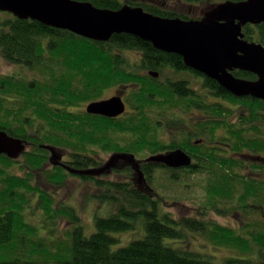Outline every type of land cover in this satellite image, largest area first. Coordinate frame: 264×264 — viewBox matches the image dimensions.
Instances as JSON below:
<instances>
[{
    "label": "trees",
    "instance_id": "obj_1",
    "mask_svg": "<svg viewBox=\"0 0 264 264\" xmlns=\"http://www.w3.org/2000/svg\"><path fill=\"white\" fill-rule=\"evenodd\" d=\"M79 1L112 10L131 4L155 15L182 19L201 18L214 5L209 3L198 17H190L165 0ZM203 1L208 0H177L181 6ZM243 32L246 39L264 45V23H247ZM0 53L6 61L32 71L29 79L0 74V130L27 146L16 159L0 154V264H264V220L244 218L251 214L250 208L264 210V177L241 175L235 168L249 166V172L251 167L263 168L257 162L264 160V100L237 97L209 77L204 88L218 100L210 99L209 93L201 100L186 82L173 83L150 74L187 69L178 54L156 49L132 34L115 33L108 41H98L5 11H0ZM234 74L257 78L242 70ZM112 88L123 93L130 108L124 115L109 118L86 110L73 112L102 99L104 91ZM176 108L187 116L201 109L206 116L201 133L204 144L193 152L187 120L176 128L178 135L173 129L171 143L160 138V129L169 131L174 122H180L171 118V109ZM44 147L63 153L65 164L75 169L103 165L96 158H104L100 151L137 157L146 150L156 154L182 148L195 159L184 172H202L193 181L202 192L197 196L202 198V212L177 220L165 209L170 198L161 194V187L147 182L163 166L140 163L147 182L143 188L134 173L130 181L122 182L68 172L50 162L51 152ZM73 176L92 181L101 189L96 194L100 203L111 204L104 212L107 215L97 213L95 230L89 236L79 211L56 198V189ZM168 180L176 183L180 177L171 173ZM211 212L238 214L242 220L239 227L225 226L208 221ZM39 214L42 220L32 222ZM62 218L71 227V239L53 240L58 245L49 249L52 237L41 231L59 227ZM130 231L139 233V238L113 249L120 243L115 234ZM196 231L204 232L215 249L228 251L221 263L214 261L215 255L191 247L189 234ZM65 245L66 252L56 255Z\"/></svg>",
    "mask_w": 264,
    "mask_h": 264
},
{
    "label": "water",
    "instance_id": "obj_2",
    "mask_svg": "<svg viewBox=\"0 0 264 264\" xmlns=\"http://www.w3.org/2000/svg\"><path fill=\"white\" fill-rule=\"evenodd\" d=\"M0 11L20 19H31L44 25L71 31L98 41H108L115 33H127L150 42L154 48L178 54L186 67L217 81L237 97L251 96L264 100V45L245 38L248 24L264 23V0H226L202 12L198 19L164 17L141 6L123 4L112 10L79 0H0ZM236 70L251 72L256 79L235 76ZM156 78L158 72H151ZM123 93L88 103L89 114L116 118L126 112ZM53 165L78 175H101L123 160L134 170L138 183H146L141 160L133 153H114L104 165L75 169L65 164L64 154L44 147ZM26 150V143L0 130V154L16 159ZM192 157L182 148L152 154L144 162L168 167L191 165Z\"/></svg>",
    "mask_w": 264,
    "mask_h": 264
},
{
    "label": "rangeland",
    "instance_id": "obj_3",
    "mask_svg": "<svg viewBox=\"0 0 264 264\" xmlns=\"http://www.w3.org/2000/svg\"><path fill=\"white\" fill-rule=\"evenodd\" d=\"M163 2V0H161ZM170 2V5L172 8L177 9L179 11H184L187 13V15H189L190 17H198L199 12H202V10H204L205 8H207L208 4H216L218 2H222L220 0H208V1H203V3L197 2V3H187L184 5H180L179 2H177V0H165ZM0 74H12V75H16L19 77H24V78H31L32 77V71L28 68H26L24 65H18L15 63H10L8 61H6L0 53ZM160 79H164V80H168L169 82H186L187 81H193V84H190V86H192L193 88H198L199 86L197 85V80L196 78H193V75L189 72L186 71H181V72H173L171 70H168L164 73H162L160 75ZM158 76V77H159ZM156 77V78H158ZM119 90V89H118ZM198 93V92H197ZM209 93V98L212 100H218V98L216 96H214L212 93ZM115 94V89H107L106 91H104V94L102 96V98H108L111 97ZM200 94V93H198ZM227 103V102H226ZM87 104H84L83 108L86 106ZM233 106H237L235 104H233ZM127 110H129V106H127ZM81 108V107H80ZM71 110H73V108H71ZM174 114L171 115L172 119H178L180 122L178 124H176V122L173 123L172 125V129L171 130H161L160 129V138L162 140H167V142L171 143V137L170 135H172V131H174L173 129H175V133L176 132V128L178 126L183 125L184 126V121L187 119V112L182 111L178 108L176 109H171ZM75 111V109L73 110V112ZM203 111V110H202ZM125 114V113H124ZM123 114V115H124ZM122 116V115H121ZM120 117V116H119ZM160 119L162 118L161 116H159ZM158 117V118H159ZM178 135V134H177ZM109 154L111 153H105L100 151V155L103 156L104 158H100V157H96L99 158V160H103L106 161L109 158ZM150 154V150H146V152L144 154L138 155L137 158L139 159H144L146 157H148ZM129 166V165H128ZM164 167L167 166H163V168H156V170L154 171L153 176H155V179H153V181L151 179H148L147 182L149 184H151L152 187H161L159 190L161 192V194L165 195L166 198H170L169 203L166 206V210L170 211L172 213V215L179 220L181 217L186 216H199L200 213L202 212V208L199 206V202L202 201V198H197V196H201L202 192L200 190V186L196 187L193 186V181H195V179L197 177H199V175L202 172H196V173H187L184 172V169L178 170L176 172H171L169 169H166ZM258 166H256L255 168H257ZM168 168V167H167ZM237 170L241 171V175H245L244 171H245V165L244 167L239 166L236 167ZM172 169V168H171ZM40 173V172H39ZM39 173L36 174L35 179L38 178ZM106 173V172H104ZM101 174L99 177L103 178V179H107V180H118V181H122V182H128L131 180V178L133 177V170L130 168V170H128L126 165H123L119 168H114L113 171H109L108 175H104ZM171 173L174 174H178V176L180 177V182H171L170 180H168L169 176L171 175ZM81 176V175H80ZM148 178V177H147ZM147 182L145 183V185L147 184ZM139 184V183H138ZM144 183H142L141 186ZM194 191V192H193ZM56 198L60 199V200H64L65 203H67L68 205H70L71 207H74L77 211H79L80 215H81V219L83 224L86 226V235L89 236L92 232H94V228H95V223H94V218L97 216V213H99V215L101 214L102 216H105L107 214H104V212L106 211L108 205L110 207V202L105 201L102 202V204L100 203V201L98 200V197H96V194H100L101 193V189H99V187H97L92 181H85L83 179H81L79 176H73L71 178H69L67 180V182L61 186L60 188L56 189ZM188 192V193H187ZM192 192V195L189 193ZM189 196V197H188ZM175 200L180 201L178 203H175V205H173L172 203L175 202ZM250 210H252V212H256V215L253 214L251 212V214L248 215H244V218L246 221H252L253 218H261L264 220V210L261 211V208L259 210L256 209H248V211L250 212ZM103 213V214H102ZM42 214H39L38 217L34 218L32 220V222H40V220H42L41 218ZM35 220V221H34ZM207 220L211 221V222H215L218 224H222L225 226H229V227H239L241 222V215L238 214H228V215H223V214H219V213H214L211 212L209 213V215L207 216ZM239 220V221H238ZM238 221V222H237ZM61 225L59 227L53 228L52 230L49 228L51 226H47L45 227L44 230L46 231H41L42 233H45L48 237H52V241L49 243V249H55L54 246H57L58 243L54 242V241H64L67 240V238L69 239L68 241H70L71 239V227L68 225V222L65 218L60 219ZM38 225V224H36ZM51 230V231H50ZM138 234L136 235V237L134 234ZM44 234V235H45ZM116 236L119 237L120 239V243H118L113 249H116L118 247L121 246H125L127 245L131 240L137 239L139 238V233L133 231V232H127V233H119V234H115ZM189 238L188 241H190L191 247L195 250L198 249L200 251H203L204 253H207L209 255H215V257H217L218 259H215L214 261L217 263H221L222 261L220 260V258H223V256H225L228 251L226 250H222L219 251L217 249L214 248V245L211 243V241L207 238L206 234L204 232H200V231H196L195 233H191L189 234ZM142 236V235H141ZM54 240V241H53ZM69 245V244H68ZM58 252L56 255H60L66 252V245L62 246L59 250H56L55 253ZM45 264V263H43ZM47 264V263H46ZM49 264H57V263H49Z\"/></svg>",
    "mask_w": 264,
    "mask_h": 264
},
{
    "label": "flooded vegetation",
    "instance_id": "obj_4",
    "mask_svg": "<svg viewBox=\"0 0 264 264\" xmlns=\"http://www.w3.org/2000/svg\"><path fill=\"white\" fill-rule=\"evenodd\" d=\"M187 69H185L184 71H186V72H189V73H191L192 75H193V78H196V80H197V85L199 86L198 88L196 87V88H193L192 86H190V84H193V81H187V85H186V87L187 88H190V89H192L193 91H195L196 92V95L201 99V100H204V97H205V95H206V93H207V91H206V89L204 88L205 87V80H206V75L205 74H203V73H201V72H198V71H196V70H193V69H189L188 67H186ZM156 71V70H155ZM155 71H152V72H155ZM159 73V72H158ZM150 74H151V72H150ZM256 76V75H255ZM200 93V94H198V93ZM118 94H120L119 92H117V90H115V94L113 95V96H115V95H118ZM112 97V96H111ZM108 98H110V97H108ZM103 99H107V98H103ZM193 103L194 104H196V102L195 101H193ZM87 105H88V103H86ZM87 105L83 108V106L84 105H82V108H80V107H76L75 108V111L77 110H82V111H84V110H86V107H87ZM204 118H206V116L205 115H202V110L201 109H194L193 111H192V113H191V115H189V116H187V123H186V128H187V135H188V138H189V140L191 139L192 141H193V146L190 148L191 149V151L190 152H193L194 150H196V149H198L200 146H201V144H204L203 142H204V140H203V138H202V135H201V133H202V131H203V129H204V127H203V123H205V119ZM232 119H234L235 118V115L234 116H232L231 117ZM236 119V118H235ZM235 119H234V121H235ZM198 131H201L200 132V136H196L197 135V132ZM193 138V139H192ZM235 139V138H234ZM188 140V141H189ZM189 144H190V141H189ZM173 150V149H172ZM167 151H169V150H167ZM186 151V150H185ZM170 152V151H169ZM189 151H186V153H188L191 157H192V155H191V153H190ZM110 155V154H109ZM111 156V155H110ZM109 156V157H110ZM150 156V155H149ZM147 158V157H146ZM146 158H144V159H146ZM109 159V158H108ZM107 159V160H108ZM144 159L142 158V159H139V160H141V162H144ZM63 160L64 161H67L66 160V157H64L63 158ZM106 160V161H107ZM195 159H194V157H192V162H191V165H193L194 164V161ZM258 162H257V165H261V166H263V168H257V169H255V167L254 168H252L251 167V171L249 172L248 170H250V169H247V168H249V166H247L246 168H245V171H244V174H247V173H249V174H256L257 175V177L258 176H263L264 177V160H262V159H260V158H258ZM106 161H104V164H105V162ZM154 164V165H159V166H165V165H162V164H157V163H151V162H144V164ZM103 164V165H104ZM123 165H126V166H131L130 164H128V163H126L125 161H123V160H121V161H119L117 164H116V166L114 167V168H118V167H121V166H123ZM191 165H189V166H182V167H171V168H174V169H185V168H187V167H190ZM97 167V166H96ZM100 167V166H99ZM168 167V166H167ZM114 168H112L111 170H107L106 171V173H104V175H108L109 174V171H113V169ZM131 168H132V166H131ZM168 168H170V167H168ZM170 168V169H171ZM133 169V168H132ZM258 172V173H257ZM133 173H134V171H133ZM135 174V173H134ZM110 175V174H109ZM100 175H98L97 177H99ZM137 179V178H136ZM138 180V179H137ZM138 182V181H137ZM140 185V184H139ZM141 186V185H140Z\"/></svg>",
    "mask_w": 264,
    "mask_h": 264
},
{
    "label": "bare ground",
    "instance_id": "obj_5",
    "mask_svg": "<svg viewBox=\"0 0 264 264\" xmlns=\"http://www.w3.org/2000/svg\"><path fill=\"white\" fill-rule=\"evenodd\" d=\"M103 99V98H102ZM102 99H100V100H102ZM108 99V98H107ZM125 101V100H124ZM126 103V102H125ZM88 106V105H87ZM126 107H127V104H126ZM86 111H87V107H86ZM126 111H127V108H126ZM124 114V113H123ZM122 114V115H123ZM100 116H102V115H100ZM121 116V115H120ZM104 117H106V116H104ZM110 118V117H109ZM116 118H118V117H116ZM26 148H27V146H26ZM22 155V154H21ZM81 176H84V175H81ZM87 176H90V175H87ZM95 176H97V175H95Z\"/></svg>",
    "mask_w": 264,
    "mask_h": 264
}]
</instances>
